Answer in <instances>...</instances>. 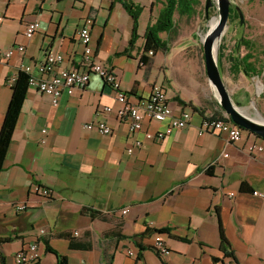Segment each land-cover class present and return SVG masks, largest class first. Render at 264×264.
<instances>
[{"label": "crops", "instance_id": "1", "mask_svg": "<svg viewBox=\"0 0 264 264\" xmlns=\"http://www.w3.org/2000/svg\"><path fill=\"white\" fill-rule=\"evenodd\" d=\"M134 2L143 11L139 37L131 47L134 22L122 2L0 0V49L24 47L0 61V130L12 97L10 82L23 67L33 77H43L39 68L49 50L64 56L55 71L80 66L77 36L87 18L94 21L91 47L97 61L117 74L132 102L160 86L176 112H192L187 127L159 142L145 133L164 131L167 123L146 122L145 131L135 135L142 146L129 154L132 138L127 123L117 119L116 93L98 75L92 73L88 84L72 95L63 92L57 106L50 96L29 88L0 174V239H9L0 244V264H17L16 254L30 244L38 246L40 264H58L46 242L68 264H104L105 256L112 257V264H223L227 258L220 226L234 264H264V151L248 153L258 140L252 134L244 133L236 144L222 135H199L205 117L226 113L209 82H189L187 75L175 72L169 43L149 64L140 63L145 32L164 0ZM33 22L39 27L27 38L26 28ZM226 38L225 31L223 50ZM248 39L242 35L233 43L229 61L234 77L244 75L247 54L250 71L262 74ZM226 87L234 98L236 91ZM236 97L243 104V97ZM106 107L111 111L105 112ZM97 121L107 123L111 134L84 128ZM33 184L52 196L31 193ZM21 205L26 209L17 212ZM83 210L99 215L91 218ZM160 229L170 232L162 236L170 249L166 256L151 248L154 231ZM147 231L151 233L139 241L141 250L130 238ZM126 248L136 250V257L126 255Z\"/></svg>", "mask_w": 264, "mask_h": 264}, {"label": "built area", "instance_id": "2", "mask_svg": "<svg viewBox=\"0 0 264 264\" xmlns=\"http://www.w3.org/2000/svg\"><path fill=\"white\" fill-rule=\"evenodd\" d=\"M0 19L2 15L0 14ZM94 21L92 18H87L84 25L78 31V42L82 46V60L78 67L73 69H64L59 72L55 71L54 67L64 60V56L61 53L49 50L46 54L45 60L40 64V72L43 77L37 78L30 74V68L23 67L21 72L28 75L29 88L37 90L41 94L48 95L52 98L54 106L58 105L59 99L63 92H67L69 95L74 94L76 90L83 89L89 82L91 74H96L102 80L109 85L116 93V100L120 104V108L117 111V119L123 123H127L129 127V136L132 138V146L127 149L129 154H132L136 148L142 146V141L135 138V135L144 132V125L146 122L167 123V127L164 131H157L155 133L146 132V138L151 141H161L165 137L172 134L174 130L183 129L191 121L192 112L190 110L175 111L167 97L166 92L160 86H154L150 94L141 99L138 102H132L129 95L121 87V83L117 74L108 67L103 66L96 59L95 52L91 47V26ZM39 27L38 22H33L27 26L25 35L27 38H31ZM17 50L19 52L24 51L23 46L12 48L6 51L0 49V61L8 60ZM17 78L12 79L11 85L14 84ZM105 112L111 111V108L106 107ZM227 119H216L212 117H205L199 126L198 133L203 135L225 136L227 142L231 144L240 143L244 139V130L235 125L227 116ZM87 130H97L102 135H110L112 130L104 121L90 122L84 125ZM47 130H43V134H46ZM45 141H43L44 143ZM264 151V144L257 140L248 146V153L251 155L260 154ZM223 157L227 158L228 154H223ZM30 192L43 198H50L52 196L51 191L47 188L33 184L30 188ZM229 196H233V193H228ZM255 196L263 197V194L259 192L254 193ZM26 206H17V212H23ZM127 213V210H123V214ZM163 235L155 233L154 241L151 245L153 250L160 256H166L170 254V249L167 246ZM126 255L130 257H136L137 251L133 249H124ZM40 255L38 246L36 244H30L27 247L20 250L16 256L17 264H35L39 261ZM223 264H234L231 258L224 260Z\"/></svg>", "mask_w": 264, "mask_h": 264}, {"label": "rangeland", "instance_id": "3", "mask_svg": "<svg viewBox=\"0 0 264 264\" xmlns=\"http://www.w3.org/2000/svg\"><path fill=\"white\" fill-rule=\"evenodd\" d=\"M232 6H238L244 16L242 26L236 22L229 23L226 29V47L223 50V39L218 51L219 69L223 80L232 91L243 99L241 110L249 116L259 119L256 112L264 119V0H230ZM196 13L192 17L175 15V28L171 34L162 36L169 43L171 55L175 58V72L181 77L188 76L189 82H209L204 62L201 38L210 27V20L218 17V6L215 3L207 15L205 6L207 0H199ZM158 5V3H157ZM209 17V19H208ZM213 24V23H212ZM242 35L250 36L253 53L261 62L257 64L261 76L246 77L245 75L232 76L230 73L229 56L235 52L234 41ZM247 50V49H246ZM169 75V74H168ZM179 78V77H178ZM180 82V81H179ZM240 99V100H242ZM235 102L240 103L238 97ZM248 137L250 133L244 132Z\"/></svg>", "mask_w": 264, "mask_h": 264}, {"label": "trees", "instance_id": "4", "mask_svg": "<svg viewBox=\"0 0 264 264\" xmlns=\"http://www.w3.org/2000/svg\"><path fill=\"white\" fill-rule=\"evenodd\" d=\"M122 2L125 9L131 15L134 27H133V37L130 42V46L132 47L135 41L138 39L137 29H138V22L140 15L143 11V7L139 4H136L134 0H113V2ZM200 4L199 0H164L163 7L161 8L159 15L156 21L151 24L144 35V45H143V52L140 57V63L143 65H147L151 62L152 57L155 56L161 50H168V42L162 39L161 34H171L175 28V15L179 14L181 16L192 17L196 13V7ZM209 19V17H208ZM250 50V47H247ZM251 56L249 54L245 57V66L244 73L247 76L251 74H259L258 71H250L251 66L250 64L246 65V62L250 60ZM237 72V71H235ZM28 75L24 72H19L16 81L13 85H11L12 90V97L5 114L2 127L0 130V174L3 170L5 158L11 144L13 133L15 131L18 118L21 114V110L26 98L27 91L29 89V82H28ZM178 103L183 108L187 107L188 104L182 100H178ZM212 118L216 119H224L226 120L227 117L223 115H215ZM245 187V184L242 185ZM84 214L89 215L91 218H94L96 215H99L96 212L83 210ZM151 232L147 231L139 235L132 236L130 239L133 240L140 248L144 249L142 245H140L139 241L143 240L147 235ZM154 233L165 235H170V232L167 229H160L154 231ZM123 238H126L125 236ZM220 239H221V249L225 253L226 258H231L235 261L234 253L231 249V246L225 237V234L220 226ZM9 239H0L1 243L8 242ZM152 248V247H151ZM153 249V248H152ZM46 250L50 253L56 255L58 259V264H68L67 258L59 255L56 250L52 249L48 243L46 242ZM158 254V253H157ZM104 264H112V257L105 256ZM2 264L4 261L2 260ZM35 264H40L39 261Z\"/></svg>", "mask_w": 264, "mask_h": 264}, {"label": "water", "instance_id": "5", "mask_svg": "<svg viewBox=\"0 0 264 264\" xmlns=\"http://www.w3.org/2000/svg\"><path fill=\"white\" fill-rule=\"evenodd\" d=\"M215 3L218 6L219 15L218 17L209 19L210 27L208 28L206 34L201 38L205 69L209 80V85L216 96L219 106L226 113V115L229 116L230 120L235 125L242 128L244 132H248L258 140L264 141V119H262L258 112H256V114L260 120L249 116L240 109L242 103L235 102L234 98L228 91L220 72L219 63L217 60L218 51L220 41L228 27L232 2L230 0H207L205 6L207 15L210 8ZM237 12L239 13L242 23L244 21V16L239 7H237ZM214 20L215 25H212ZM214 52L216 54H214Z\"/></svg>", "mask_w": 264, "mask_h": 264}, {"label": "flooded vegetation", "instance_id": "6", "mask_svg": "<svg viewBox=\"0 0 264 264\" xmlns=\"http://www.w3.org/2000/svg\"><path fill=\"white\" fill-rule=\"evenodd\" d=\"M237 7L238 6H236V5H234V6H232L231 7V9H230V16H229V22H228V25H229V23H231V24H234L235 25V23L237 22L238 23V25L239 26H242L243 25V22L241 23V19H240V17H239V13L237 12ZM248 47V46H247ZM246 47V48H247ZM250 47V46H249ZM248 49V48H247ZM230 70V69H229ZM231 71V70H230ZM244 75L246 76V77H251V76H256L257 74H251L250 76H247L245 73H244ZM257 76H260V75H257Z\"/></svg>", "mask_w": 264, "mask_h": 264}, {"label": "bare ground", "instance_id": "7", "mask_svg": "<svg viewBox=\"0 0 264 264\" xmlns=\"http://www.w3.org/2000/svg\"><path fill=\"white\" fill-rule=\"evenodd\" d=\"M212 23H213L212 25H215V20ZM214 54H216V53L214 52Z\"/></svg>", "mask_w": 264, "mask_h": 264}]
</instances>
